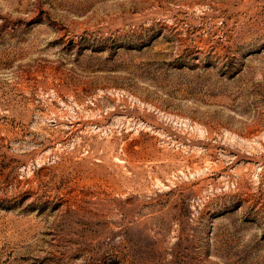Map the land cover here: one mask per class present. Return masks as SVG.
Masks as SVG:
<instances>
[{
  "label": "rangeland",
  "instance_id": "1",
  "mask_svg": "<svg viewBox=\"0 0 264 264\" xmlns=\"http://www.w3.org/2000/svg\"><path fill=\"white\" fill-rule=\"evenodd\" d=\"M0 264H264V0H0Z\"/></svg>",
  "mask_w": 264,
  "mask_h": 264
}]
</instances>
